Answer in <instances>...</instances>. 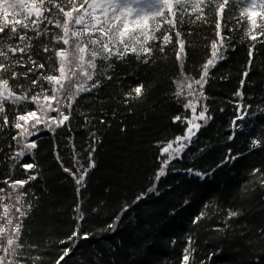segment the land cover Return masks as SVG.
Here are the masks:
<instances>
[{"label":"trees","instance_id":"obj_1","mask_svg":"<svg viewBox=\"0 0 264 264\" xmlns=\"http://www.w3.org/2000/svg\"><path fill=\"white\" fill-rule=\"evenodd\" d=\"M8 2L5 0L6 5ZM229 8L224 13L225 19L220 21L222 34L228 37L226 58L210 70L203 87L204 98L193 101L197 104V113L201 105H206L211 118L197 132L183 158L173 161L166 169L167 175L158 184L160 195H150L133 206L115 232L101 230L112 222L124 204H131L137 195L152 186L160 167L158 144H166L184 134L185 125L174 124L173 117L191 118L192 112L182 107L187 102L186 89L184 96L174 95L178 90L175 81L182 79L181 63L184 75L191 80L199 79L202 65L210 56V44L217 39L215 17L203 22L186 16L183 24L177 23L176 30L182 33L185 42L186 57L182 62L175 56V31L168 33L172 43L165 46L163 53L159 51L163 29L155 32L157 39L149 41L153 52L148 64L138 62L131 54L122 61L113 60L107 73L113 79H105L92 93L82 94L73 104L70 119L64 126L54 130L41 127L31 137L36 140L37 148L23 162L37 165L30 171L38 176L23 189L30 193L28 199L35 198V206L23 220L24 256L39 255L40 264H54L61 250L71 247V242L62 245L59 241L75 229V209L80 204L85 216L80 221L81 229L93 235L80 240L61 264H183L184 249L189 247L195 251L190 253L188 264H264V235L259 231L264 229V186L260 182L264 177L252 175L253 169L264 173V146L253 150L250 144L252 138H258L264 145V36L257 28H251L250 35L246 36L249 31L246 17L244 23L237 22L240 6ZM8 11L11 14L12 10ZM255 11L261 13L264 9L257 7ZM256 20L259 25L264 16L257 15ZM252 35L257 36L255 41ZM45 43L41 38L34 41V46L42 48ZM33 58L45 63L43 55ZM43 71L49 74L47 63ZM245 71L249 73L247 77L243 75ZM97 78L102 77L98 74ZM17 83L25 90L30 86V80L23 78L10 81L17 92L20 91L15 87ZM138 84L145 85L144 96L125 104L124 94ZM43 86L48 87L46 82ZM36 91L39 88L34 87L29 95ZM238 92L240 96L236 95ZM239 104L251 106L247 111L255 115L229 141L231 122L242 114L237 112ZM27 110H34V106L28 104ZM23 111L21 108L20 112ZM7 114L11 121L15 113L10 105ZM92 134L98 141L92 156L95 167L88 171L78 193L73 177L63 171L56 155L61 157L63 167L72 171L78 167L74 166V156L88 167ZM14 135L16 130L10 126L0 132V181L27 179L19 166L12 168L16 144L11 137ZM229 150L239 158L217 168ZM188 168L215 171L201 181L186 175L184 170ZM0 188L8 191L2 182ZM3 203L11 201L5 197ZM205 204L209 208L205 209ZM229 210H240L242 214L226 220ZM202 211L206 213L205 218L194 225L193 219ZM28 245L37 247L30 249ZM26 264L32 261L29 259Z\"/></svg>","mask_w":264,"mask_h":264},{"label":"snow or ice","instance_id":"obj_2","mask_svg":"<svg viewBox=\"0 0 264 264\" xmlns=\"http://www.w3.org/2000/svg\"><path fill=\"white\" fill-rule=\"evenodd\" d=\"M240 6V18L238 23L249 25L251 28H257L260 35L264 36V20L257 25V15L264 16V11L257 13L255 9L259 7L264 9V0H9L7 5L5 0H0V132L9 128L16 130V135L12 136L16 148L11 157L15 163L13 170L19 166L27 179L6 178L0 181L7 185L8 191L0 188V205L3 207V213L0 214V264H21L22 261L31 260L32 264H40L41 256H24L26 245L22 242L23 220L30 214L35 206V198L28 199L30 193L23 191L25 185L37 179L38 173L35 171L37 165L30 162H23L29 154L37 148V142L31 137L37 135L44 129L54 130L65 125L71 116L73 104L82 94L92 93L102 86L103 80H112L113 77L107 73L112 68V62L122 61L131 54L138 62L148 64L152 57V46L149 41L157 39L155 32H162V42L159 51L164 52L165 46L172 43V36L168 33L175 31L176 60L182 62L186 57L185 42L182 33L176 30L177 23H184L185 17H195V21L207 22L209 18L216 19V37L210 44V56L202 65V73L199 79L191 80L183 73L182 79L175 81L177 92L174 94L177 98L184 96L187 90V102L182 104L183 109H190L191 118L187 115L173 117L174 124L185 125L184 134L175 136L174 140H169L166 144L159 143V155L157 160L160 164L157 170L154 182L145 192L137 195L131 204H124L120 211L114 215L111 223L107 224L103 232H115L122 221L124 215L142 200L150 195L159 196L158 184L161 177L167 175L166 169L173 161L183 158L186 149L191 145L193 138L200 130L202 125H206L211 118L208 116V108L201 105V110L197 113L196 102L204 98L203 87L207 82L209 72L216 64L225 59L228 37L224 36L220 21L225 19L224 13L230 10L229 6ZM191 8V11L187 9ZM9 9L12 10L9 14ZM207 10V15H205ZM22 17V18H19ZM231 19V17H229ZM193 21V22H195ZM162 22V23H161ZM44 25V27H41ZM49 25L53 27H48ZM153 25H156L154 28ZM231 31V29H229ZM32 35H29V33ZM41 38L47 41L42 48L34 46V41H40ZM252 40L257 36L252 35ZM52 46L49 47L48 45ZM34 55H43L45 63L48 65L49 74L44 73L45 63H39L33 58ZM252 51H249L251 57ZM99 62V63H98ZM251 59L249 64H251ZM17 67L27 68L24 72L16 71ZM35 76V79H32ZM102 78H97V75ZM248 71L243 73L248 76ZM20 78L30 80V86L27 90L23 85L17 83L14 90L10 86V81H18ZM46 82L48 87L43 86ZM243 84L244 81L242 80ZM39 88L35 94L29 95L33 88ZM145 85L138 84L129 92L125 93L124 103L128 104L131 100H138L145 94ZM240 96L241 93L236 94ZM28 104L34 106V110H27ZM11 106L14 116L9 121L7 106ZM251 106L239 104L237 115L231 122L232 130L228 136L231 141L235 138L237 131H243L247 125L245 121L250 116L255 115L247 111ZM23 108V113L20 109ZM56 113L55 116L51 115ZM200 121V122H197ZM239 121V123H238ZM104 123V121H101ZM122 131L124 129H121ZM98 143L95 134H92V143L88 147V167L80 164L75 159L74 166L76 171L63 167L61 157L57 153L56 159L60 162L65 173L71 175L77 186V192H80V186L83 184L88 171L95 167V161L92 158L95 152L94 145ZM251 149L262 147L261 140L252 138L250 140ZM11 148L12 146L9 145ZM73 150L75 145L72 146ZM238 155H232L229 150L228 155L217 165V168L238 159ZM215 169L208 172H201L193 168L184 170V173L190 177H197L201 181L214 173ZM261 174L260 169H253L252 175ZM261 185L264 186V178L261 179ZM5 197L11 201L10 204H4ZM103 203V202H102ZM188 201H185L187 204ZM205 209L209 208L205 204ZM76 226L71 235L65 240H60L59 244L71 242V247H65L61 250L54 264H61L69 257L73 248L80 240L87 239L93 233L84 232L81 229L80 221L85 219L81 211L80 204H77ZM96 209H93L95 212ZM240 210H229L226 220L241 215ZM206 213L202 211L197 215L192 223L198 224L204 219ZM7 225V228L5 227ZM221 231V229H216ZM264 235V229L259 230ZM189 237V244H191ZM30 249H35L36 245H28ZM195 249L185 248L183 255V264H188L190 253Z\"/></svg>","mask_w":264,"mask_h":264},{"label":"rangeland","instance_id":"obj_3","mask_svg":"<svg viewBox=\"0 0 264 264\" xmlns=\"http://www.w3.org/2000/svg\"><path fill=\"white\" fill-rule=\"evenodd\" d=\"M145 6H147V0H145Z\"/></svg>","mask_w":264,"mask_h":264}]
</instances>
